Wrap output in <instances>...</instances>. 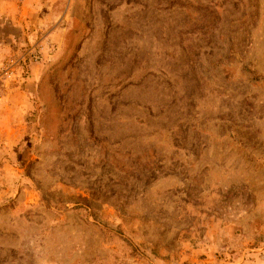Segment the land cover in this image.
Wrapping results in <instances>:
<instances>
[{
    "label": "rangeland",
    "instance_id": "rangeland-1",
    "mask_svg": "<svg viewBox=\"0 0 264 264\" xmlns=\"http://www.w3.org/2000/svg\"><path fill=\"white\" fill-rule=\"evenodd\" d=\"M36 9L0 13V264H264V0Z\"/></svg>",
    "mask_w": 264,
    "mask_h": 264
},
{
    "label": "crops",
    "instance_id": "crops-1",
    "mask_svg": "<svg viewBox=\"0 0 264 264\" xmlns=\"http://www.w3.org/2000/svg\"><path fill=\"white\" fill-rule=\"evenodd\" d=\"M22 12L26 11L29 13L37 11V6L40 5V0H20ZM20 10L17 11L15 8H11L10 10L1 9L0 13H7V22L11 23L12 26L23 27V23L25 21L24 16Z\"/></svg>",
    "mask_w": 264,
    "mask_h": 264
},
{
    "label": "built area",
    "instance_id": "built-area-1",
    "mask_svg": "<svg viewBox=\"0 0 264 264\" xmlns=\"http://www.w3.org/2000/svg\"><path fill=\"white\" fill-rule=\"evenodd\" d=\"M34 58L38 59V56H34Z\"/></svg>",
    "mask_w": 264,
    "mask_h": 264
}]
</instances>
